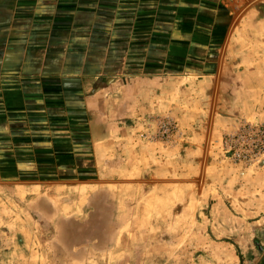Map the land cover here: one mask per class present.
<instances>
[{"label": "crops", "instance_id": "obj_1", "mask_svg": "<svg viewBox=\"0 0 264 264\" xmlns=\"http://www.w3.org/2000/svg\"><path fill=\"white\" fill-rule=\"evenodd\" d=\"M157 116L181 140H142ZM241 119H264V0H0V242L70 218L116 264H264V162L215 156Z\"/></svg>", "mask_w": 264, "mask_h": 264}, {"label": "rangeland", "instance_id": "obj_2", "mask_svg": "<svg viewBox=\"0 0 264 264\" xmlns=\"http://www.w3.org/2000/svg\"><path fill=\"white\" fill-rule=\"evenodd\" d=\"M254 123L262 124L264 126V119L259 120L255 119L253 121H247L241 119L235 126L225 129L221 134L219 139L218 146H215V156L218 159L220 165L224 168V172H230L233 177H239V179H247L249 175L253 174L258 170L262 162H264V148L260 149V146L253 149V147L240 149L241 141L240 139H234L231 134H235L238 129L241 127V123ZM146 134H154V132H144L141 135L142 140H148ZM178 130L170 133L169 137L165 139V142L172 143L177 142L180 139ZM252 139L256 142L264 140L262 135H254ZM150 141V139L148 140ZM238 142V143H237ZM237 143V144H236ZM236 145V146H235ZM247 151L248 159L245 160H235V154L242 153ZM170 197L164 195H152L149 197L150 204L154 207L158 205L165 204L169 199H177V197ZM143 198V197H142ZM194 197L192 201L191 196H187V204L190 202L194 203ZM157 212V209H156ZM157 225H154L151 229L150 235L152 236L153 241H158L161 237H170L172 241H177L179 236L182 234V230L179 229V222L182 219V215L179 213L178 209H172L169 216H166L165 220L157 217ZM162 214V212H161ZM106 218L109 220L112 218L113 213H106ZM126 217V216H124ZM143 218V217H142ZM160 218V219H159ZM187 220L194 219V210L187 211L186 213ZM109 222V221H108ZM169 222V223H168ZM78 221H73L70 218L65 219L62 222L63 227L59 229L60 235L59 238L62 243H50L47 242L49 239V234L54 236V232L50 229L43 230L42 239L43 243H37L34 240V233L39 235V232H36L33 227L30 228V233L27 235L26 240L20 238L22 234H13L9 240L5 242H0V264H116L115 260L106 261L99 254L100 245L95 244L100 242L99 239L102 238L104 241L105 238L102 229L99 227L96 228H83L78 225ZM169 224V227L167 225ZM190 228H188L189 231ZM191 230V229H190ZM53 232V233H52ZM142 234L140 233V236ZM145 235V233H144ZM33 236V237H32ZM40 238V237H39ZM175 250H178L177 248ZM126 262V261H123ZM131 260L127 261V264H130ZM180 264V261L175 259H170L169 261H139V264Z\"/></svg>", "mask_w": 264, "mask_h": 264}, {"label": "built area", "instance_id": "obj_3", "mask_svg": "<svg viewBox=\"0 0 264 264\" xmlns=\"http://www.w3.org/2000/svg\"><path fill=\"white\" fill-rule=\"evenodd\" d=\"M153 126L151 129L147 130L146 132H154V134H146V137L150 141L154 140H161L165 141L170 135V133L178 130L176 121L171 116H157L153 119ZM235 134H231L230 136H233L234 139H240L241 145L240 149L246 148V146H249V148L253 147L256 148L260 146V149L264 148V140H261L259 142H256L252 139L253 134L254 135H262L264 136V126L262 124H254V123H247L243 122L241 123V127L238 129ZM237 142V143H238ZM236 143V144H237ZM236 146V145H235ZM243 151V150H240ZM235 160H245L248 159L247 151H243L242 153L235 154Z\"/></svg>", "mask_w": 264, "mask_h": 264}]
</instances>
